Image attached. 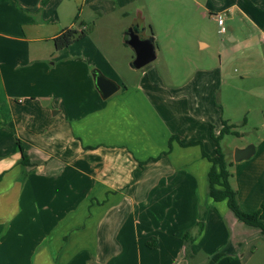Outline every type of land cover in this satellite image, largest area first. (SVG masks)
<instances>
[{
	"label": "crops",
	"instance_id": "1",
	"mask_svg": "<svg viewBox=\"0 0 264 264\" xmlns=\"http://www.w3.org/2000/svg\"><path fill=\"white\" fill-rule=\"evenodd\" d=\"M167 1L0 0V264H207L216 254V264L262 263L264 234L206 193L202 151L215 154L211 134L222 127L225 60L176 83L152 13L168 35L186 10L209 19L236 12L253 32H232L242 45L264 37V0ZM173 3L184 10L167 11ZM79 21L88 34L55 49L53 38ZM137 37L152 38L159 66H131ZM96 71L120 85L107 99ZM250 79L264 100V73ZM191 141L199 143L182 145ZM232 161L238 205L256 211L264 136L252 156Z\"/></svg>",
	"mask_w": 264,
	"mask_h": 264
},
{
	"label": "rangeland",
	"instance_id": "2",
	"mask_svg": "<svg viewBox=\"0 0 264 264\" xmlns=\"http://www.w3.org/2000/svg\"><path fill=\"white\" fill-rule=\"evenodd\" d=\"M162 1L166 5L169 4L167 0ZM256 3L255 6L258 5V1ZM172 6L173 8L168 7L167 11L184 10L183 3H173ZM186 12L185 15L180 14L171 19L173 25L179 26L180 30L178 34L168 35L164 33L162 26L159 27V22L163 18L152 13L154 26L158 32L157 40L165 55L168 54V50L170 52V55H167L168 59H166L167 67L174 76L176 83H182L192 76L197 69L217 68L220 59L225 60V71L231 77L225 76L221 81L216 102L221 104L222 119L226 120L228 124H233L232 130L236 132V134H225L220 141L221 150L226 154V158L232 161L235 148L244 144H246L245 146L252 144L255 148L260 138L264 136V129L261 128V123L264 120V113L261 111L264 108V100L259 99V94H252L249 91L250 78L253 75L264 73V37L249 36L248 42H244L242 45L239 42L233 44L230 41L231 35H234L232 32L238 34L245 31L244 36L252 32L247 30L249 26L242 15L236 12L224 13L226 30L224 33H220L215 18L200 17L198 11L194 9L186 10ZM234 36L236 37V35ZM257 41L260 45H257ZM200 42L207 43L208 47L201 48ZM246 45L253 47L248 48L245 47ZM161 61L159 55L150 63L159 66ZM240 77L245 78L242 80ZM204 214H206L205 209ZM253 231L257 230L254 229ZM259 237H263L260 232ZM257 247L258 254L264 252V241L258 243ZM219 259L217 262H220ZM256 259L259 262V259ZM260 262L264 264V259H260Z\"/></svg>",
	"mask_w": 264,
	"mask_h": 264
},
{
	"label": "trees",
	"instance_id": "3",
	"mask_svg": "<svg viewBox=\"0 0 264 264\" xmlns=\"http://www.w3.org/2000/svg\"><path fill=\"white\" fill-rule=\"evenodd\" d=\"M77 20V17L75 18ZM91 29V25L83 21H79L76 27H69L62 30L58 35L53 38V44L55 49H60L68 46L72 42L84 37L88 34ZM233 124H228L226 120H222V127L218 135L211 134L212 139L215 143V154L209 155L202 151V155L206 157L210 162V167L207 172V185L206 193L214 201L226 200L228 209L234 214V216L244 222L247 225L258 227L260 231L264 234V202L260 207L253 212H244L240 209L237 200L236 190L230 184L231 177V166L233 161L226 158V154L220 148V141L225 134H236L232 128ZM175 137H172V139ZM18 149L20 151V163L24 166L29 164V160L26 154L23 152L22 145L19 141ZM197 141H191L188 143H183L182 145H192L198 144ZM168 148H171V139L168 144ZM159 157V156H158ZM152 158L151 160H156ZM143 164V163H141ZM202 219L198 221V228L201 230ZM220 254H216L211 257L207 264H216Z\"/></svg>",
	"mask_w": 264,
	"mask_h": 264
},
{
	"label": "water",
	"instance_id": "4",
	"mask_svg": "<svg viewBox=\"0 0 264 264\" xmlns=\"http://www.w3.org/2000/svg\"><path fill=\"white\" fill-rule=\"evenodd\" d=\"M131 48L134 51V59L131 66L135 69H140L149 64L155 58L154 43L151 37H137L136 40L131 41ZM96 89L102 99H107L114 94L120 85L104 76L101 72L93 73ZM254 146L249 144L243 148H235L233 151V160L238 162L240 160L248 159L254 153Z\"/></svg>",
	"mask_w": 264,
	"mask_h": 264
},
{
	"label": "built area",
	"instance_id": "5",
	"mask_svg": "<svg viewBox=\"0 0 264 264\" xmlns=\"http://www.w3.org/2000/svg\"><path fill=\"white\" fill-rule=\"evenodd\" d=\"M215 18L217 20V23L219 25V31L220 33H224L225 32V26H224V17H223V13H216L215 14Z\"/></svg>",
	"mask_w": 264,
	"mask_h": 264
}]
</instances>
